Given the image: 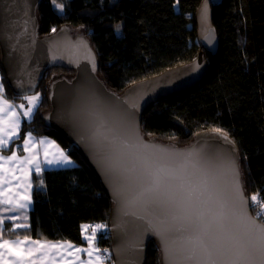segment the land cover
I'll list each match as a JSON object with an SVG mask.
<instances>
[{"label":"trees","instance_id":"obj_1","mask_svg":"<svg viewBox=\"0 0 264 264\" xmlns=\"http://www.w3.org/2000/svg\"><path fill=\"white\" fill-rule=\"evenodd\" d=\"M203 1L42 0L39 33L51 34L53 28L67 24L86 34L100 62L99 76L122 93L135 82L194 60L204 50L196 18ZM212 7L220 46L216 54L204 50L210 67L207 77L190 90L151 104L142 115V131L147 138L185 145L199 132L223 130L239 146L247 193L264 197V0H212ZM74 74V69L61 67L45 72L32 117H22L19 137L1 150L9 154L16 147L23 149L31 132L52 139L73 164L33 172L28 218L23 223L7 220L2 234L8 239L83 244L82 226L101 224L105 229L98 234V244L111 250L112 200L77 146L46 126L43 118L50 109L51 80ZM0 78L1 94L8 101L16 106L25 101L9 85L1 60ZM17 224L27 227L16 228ZM147 264H162L154 238Z\"/></svg>","mask_w":264,"mask_h":264},{"label":"water","instance_id":"obj_2","mask_svg":"<svg viewBox=\"0 0 264 264\" xmlns=\"http://www.w3.org/2000/svg\"><path fill=\"white\" fill-rule=\"evenodd\" d=\"M218 2L220 0H214ZM42 0H0V54L1 64L13 91L26 96L36 93L45 72L51 67L75 70L71 77L53 78L49 84L50 109L44 113L46 126L59 130L79 152L101 180L113 202L110 217L111 253L115 264H147L148 246L152 238L160 248L161 263L165 253L160 238L144 229L131 227L133 217L126 212L141 213L137 207H124L123 200H133L147 187L148 170L152 168L179 169L184 165L187 178L194 184L207 180L208 191L201 196L198 212L208 224L221 204L226 218L222 224H209L211 259L216 264H231L234 252L245 247L255 235L229 209L238 200L236 170L239 187L247 193L240 163L239 146L225 132L215 130L196 134L192 142L180 145L147 138L142 131V115L154 102L179 95L194 88L208 75L209 63L205 51L216 54L220 39L214 24L212 0H204L196 13L198 39L204 50L185 64L128 86L122 93L110 89L99 76L100 62L90 38L64 24L55 32L41 36L38 7ZM116 129L120 138L104 139L100 132ZM128 139V143L123 142ZM147 145V147H144ZM111 161L115 170L105 174V165ZM248 214L255 216L251 204ZM202 236L194 227L169 239L175 264H204L209 257L193 243ZM226 251L218 255L216 243Z\"/></svg>","mask_w":264,"mask_h":264},{"label":"snow or ice","instance_id":"obj_3","mask_svg":"<svg viewBox=\"0 0 264 264\" xmlns=\"http://www.w3.org/2000/svg\"><path fill=\"white\" fill-rule=\"evenodd\" d=\"M179 0H177V4ZM62 8L63 5H58ZM53 32L56 31L55 28L52 29ZM3 92V85L0 84V93ZM24 100L28 101L30 105L35 104L38 99L37 96L24 97ZM0 104H8L7 100L0 98ZM16 107L24 109L25 105L21 103L20 105H9V109L14 111ZM3 108L0 107V114L3 113ZM32 114V108L29 107L26 111H23L22 115L24 117H30ZM19 127H20V114H16L12 123L9 125L8 129L3 126V121L0 119V150H3L10 142V140H15L19 137ZM216 132L220 133L223 130L216 129ZM109 133L112 134L111 138L113 140L120 138V133L116 129H106L104 132L99 134L104 137V139H109ZM225 138L227 134L225 133ZM33 137L32 133L27 134V138L24 139V151H29V144L32 143ZM125 144L128 143V139H124ZM44 143V141H40ZM147 147V145H144ZM60 159H48V154L45 153V164H70V159L61 152ZM7 159L9 161L23 159L24 162L32 163L33 161L29 157H17L14 152L11 156L2 157L0 160ZM184 165L179 169H163V168H152L150 164L145 163V168L148 170L147 175V187L133 200H123L122 193L117 191L115 193L118 203H122L124 207H137L142 210L141 213L137 212H126L125 215H130L133 217L131 221V227L133 229L143 228L146 233H152L160 238L162 250L165 253V264H175L172 259V250L169 247V239L173 234L187 231L189 227H194L202 233V236L198 238L194 243L192 250L198 248L202 253L206 254L209 259H207L204 264H216L215 260L211 259V251L209 250V243L204 237L209 235V224L220 225L226 218V213L224 212V205L221 204L219 210L215 213L212 220L205 224L202 222V213L198 212V204L200 202L201 196L205 195L208 191L207 180H202L199 184L192 183L184 172ZM115 170V164L109 161L105 165V174L110 175ZM35 171L39 174L42 169L39 163L35 165ZM237 177V192L239 199L233 201L229 211L232 215L238 216L241 221L245 222L247 229L252 232L256 239L251 240L247 246L242 247L234 252V259L231 264H264V197L259 193L252 194L250 197H245L243 195V190L239 187V171L236 170L235 173ZM43 181H41V185ZM30 197L25 196V203H20L17 208L23 209L27 207V201ZM255 210V216L248 214V207ZM14 216H0V226L4 225L5 220H13ZM16 228H26L27 225L17 224ZM91 227L92 235L85 236V240L92 244L94 241L95 234L98 229L104 228V225L89 226L83 225L82 230L87 232L88 228ZM3 229L0 228V232ZM12 245H23V244H39L40 241H32L30 238L25 237L24 240L15 241H4L0 244V247H4L9 244ZM55 247V245H53ZM67 247L71 248L72 245L68 244ZM16 256H23L25 249L13 248L11 249ZM215 250L218 255H223L226 251L223 244L217 242L215 245ZM76 251H87V249H76ZM106 251V250H105ZM91 256L92 253H89ZM99 260L100 257H97Z\"/></svg>","mask_w":264,"mask_h":264},{"label":"crops","instance_id":"obj_4","mask_svg":"<svg viewBox=\"0 0 264 264\" xmlns=\"http://www.w3.org/2000/svg\"><path fill=\"white\" fill-rule=\"evenodd\" d=\"M0 98L7 100L2 94ZM8 101V100H7ZM9 105H14L10 101L8 104H0L3 108V113L0 114V119L3 121V126L8 129L9 125L12 123L14 116L20 114V125L22 122L23 111L16 107L14 111L9 109ZM34 113V112H33ZM32 113V115H33ZM20 129V127H19ZM32 143L29 144V151H24L23 149L16 147L12 153L6 154L0 150V156L4 157L11 156L14 152L17 157H29L33 162L27 163L23 159L9 161L7 159L0 160V216H14L13 221L18 223H23L27 220L29 216V211L32 209V173L35 171L36 163L40 164L41 169L47 168H59L66 167L73 164L72 160L68 157L66 152L58 146L52 139L45 137H35L33 136ZM13 140H10L9 144ZM44 141V143H40ZM8 144V145H9ZM7 145V146H8ZM6 146V147H7ZM61 152H63L71 161L70 164H45V153L48 154V159H60ZM30 197L27 201V207L23 209L17 208L20 203H25L24 197ZM22 216V217H21ZM7 224L5 220L4 225L0 228L4 229ZM101 224H95L90 226H96ZM105 228L98 229L94 241L89 244L85 240V236H91V227L88 228L87 232L83 231V239L85 243L77 244L70 241H49V240H39L32 239V241H40L39 244H23V245H6L0 247V264H106L101 259V247L98 244V234L104 231ZM3 232V231H2ZM2 232H0V244L4 241H15L24 240L25 238H4ZM72 245L71 248L67 245ZM55 245V247H53ZM25 249L23 256H16L11 250L13 248ZM76 249H87V251H76ZM89 253H92L90 256ZM97 257H100L98 260Z\"/></svg>","mask_w":264,"mask_h":264},{"label":"rangeland","instance_id":"obj_5","mask_svg":"<svg viewBox=\"0 0 264 264\" xmlns=\"http://www.w3.org/2000/svg\"><path fill=\"white\" fill-rule=\"evenodd\" d=\"M0 82H1V78H0ZM1 84V83H0ZM1 94V93H0ZM31 96H37L38 97V99L36 100V102H35V104H33V105H30L29 103H28V101H24V102H22L24 105H25V108L24 109H21L22 111H26L29 107H31L32 108V113L35 111V108H36V106H37V104H38V101H39V94H37V93H34V94H30V95H26L25 97H31ZM32 117V114H31V116L30 117H28V118H31ZM10 145V144H9ZM9 145L7 146V147H9ZM1 156L2 157H4L5 155H2L1 154ZM0 199H1V197H0ZM22 217V216H21ZM85 225H89V224H85ZM90 226V225H89Z\"/></svg>","mask_w":264,"mask_h":264},{"label":"built area","instance_id":"obj_6","mask_svg":"<svg viewBox=\"0 0 264 264\" xmlns=\"http://www.w3.org/2000/svg\"><path fill=\"white\" fill-rule=\"evenodd\" d=\"M102 248V247H101ZM106 250V251H105ZM111 250L102 248L101 249V259L106 263V264H115L114 261L111 260Z\"/></svg>","mask_w":264,"mask_h":264}]
</instances>
